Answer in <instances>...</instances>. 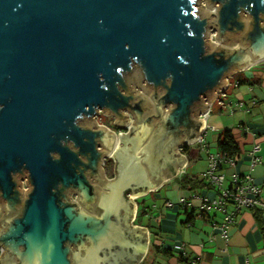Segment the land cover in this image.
<instances>
[{
	"label": "water",
	"instance_id": "water-1",
	"mask_svg": "<svg viewBox=\"0 0 264 264\" xmlns=\"http://www.w3.org/2000/svg\"><path fill=\"white\" fill-rule=\"evenodd\" d=\"M263 60L264 0H0V264H138L126 193L175 175L225 78Z\"/></svg>",
	"mask_w": 264,
	"mask_h": 264
},
{
	"label": "crops",
	"instance_id": "crops-1",
	"mask_svg": "<svg viewBox=\"0 0 264 264\" xmlns=\"http://www.w3.org/2000/svg\"><path fill=\"white\" fill-rule=\"evenodd\" d=\"M225 80L227 86L216 92L199 133L202 144L192 142L187 149L177 150L185 156L184 170L134 201L131 225L145 227L148 233L147 248L138 264L144 259V264H264V227L257 221L255 210L243 207L233 214L232 204H228L224 213L210 204L221 189L211 184L193 188L180 184L182 176L209 183L202 177L207 161L200 147L205 144L210 151H218V137L228 130L240 156L219 171L225 174L226 182L234 173L249 175L264 200V60L236 70ZM22 180L26 181L19 182ZM22 189L26 191L28 185ZM189 214L192 217L187 220ZM262 220L264 226V212Z\"/></svg>",
	"mask_w": 264,
	"mask_h": 264
},
{
	"label": "built area",
	"instance_id": "built-area-1",
	"mask_svg": "<svg viewBox=\"0 0 264 264\" xmlns=\"http://www.w3.org/2000/svg\"><path fill=\"white\" fill-rule=\"evenodd\" d=\"M207 115L208 111L202 115V118L205 120ZM107 128L109 129V127ZM196 142L202 144V134H199L198 138L193 143ZM190 144L192 143H182L177 148V150L182 151L185 145ZM258 147V145L255 146V150H257ZM200 148L201 152L205 154V158L207 161V168L203 171L202 177L207 180L214 188L221 189L220 194L215 199L210 201L211 206L223 211L224 213L228 204H232L233 214L238 213L243 207H248L252 210H255V208H259L263 213L264 200L260 198L259 187L251 181L249 175H239L234 173L226 182L225 174L219 171V168H221L222 166H225L227 164L233 165L234 159L219 150L210 151L205 144H203ZM105 161H103V164L105 163ZM254 164L255 159L252 161L251 166H253ZM184 168L185 165L179 168L178 171L182 172ZM127 195L134 201L137 198V196H131L130 192ZM165 205L169 206V203H165ZM226 219L229 220L230 216H226ZM134 220L135 214L132 221ZM2 252L3 248L0 247V255Z\"/></svg>",
	"mask_w": 264,
	"mask_h": 264
},
{
	"label": "trees",
	"instance_id": "trees-1",
	"mask_svg": "<svg viewBox=\"0 0 264 264\" xmlns=\"http://www.w3.org/2000/svg\"><path fill=\"white\" fill-rule=\"evenodd\" d=\"M217 144L219 147V151L226 153L229 157L233 159L239 158L240 149H239L238 144L234 141V138L230 131L228 130L222 131L218 137ZM187 148L188 146L185 145L184 149H187ZM180 184L184 188L188 186L193 188V187H201L203 185L209 186L210 183L204 184L203 181L199 178L182 176L180 180ZM254 214H255L257 221L261 225V227H264L263 220H262V211L259 208H255ZM191 217H192V214H189L187 216V220H190ZM144 262H145V259L143 260L141 264H144Z\"/></svg>",
	"mask_w": 264,
	"mask_h": 264
},
{
	"label": "rangeland",
	"instance_id": "rangeland-1",
	"mask_svg": "<svg viewBox=\"0 0 264 264\" xmlns=\"http://www.w3.org/2000/svg\"><path fill=\"white\" fill-rule=\"evenodd\" d=\"M204 102L207 103V100L204 101ZM97 113H98L97 114L98 116L96 115L97 117L95 116V118H93V119H95L97 124H106L108 126H111V128H112L113 125L111 123L115 120L114 119L115 117H113L110 114H105L102 111H100V112L98 111ZM115 126H116V128H114V129L112 128L113 132H115V135L120 133V132L126 133V130L128 129L127 127H124V126L120 127V126H118L116 124H115ZM120 145H122V144H120ZM100 167H101L102 173H103V175L105 176L106 179H112V178L115 177V161L113 160L112 156L107 157L105 163L104 164L101 163ZM21 184H22V188H27L26 181L22 180ZM129 192L130 191H128L126 193V196H128L127 194ZM69 198L73 202H76L78 200V195L76 193L74 194L70 190ZM132 201L134 202V200H132Z\"/></svg>",
	"mask_w": 264,
	"mask_h": 264
},
{
	"label": "flooded vegetation",
	"instance_id": "flooded-vegetation-1",
	"mask_svg": "<svg viewBox=\"0 0 264 264\" xmlns=\"http://www.w3.org/2000/svg\"><path fill=\"white\" fill-rule=\"evenodd\" d=\"M98 111L100 112V111H102V110H97V112H98ZM97 112H96V115L98 114ZM96 115H95V116H96ZM95 116H94L93 118H95ZM97 116H98V115H97ZM97 116H96V117H97ZM111 124L113 125L114 128H116V126L114 125V124H115L114 121H113ZM98 125H100V124H98ZM128 132H129V129L126 130V133H128Z\"/></svg>",
	"mask_w": 264,
	"mask_h": 264
},
{
	"label": "bare ground",
	"instance_id": "bare-ground-1",
	"mask_svg": "<svg viewBox=\"0 0 264 264\" xmlns=\"http://www.w3.org/2000/svg\"><path fill=\"white\" fill-rule=\"evenodd\" d=\"M117 136H118V134H116V143H115L116 147L118 145V137ZM113 152H114V150H112L108 155H112Z\"/></svg>",
	"mask_w": 264,
	"mask_h": 264
}]
</instances>
